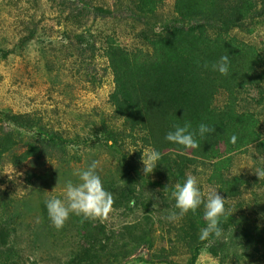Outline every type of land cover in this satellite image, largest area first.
<instances>
[{"label":"rangeland","instance_id":"rangeland-1","mask_svg":"<svg viewBox=\"0 0 264 264\" xmlns=\"http://www.w3.org/2000/svg\"><path fill=\"white\" fill-rule=\"evenodd\" d=\"M85 3L113 13L96 15L93 9L79 13ZM131 6L132 0H0V123L16 130L25 147L33 135L41 149L18 167L9 153L0 162V264H96L85 255L89 244L80 233L81 225L109 238L99 242L104 243L98 246L102 264L122 259L125 264L189 261L192 246L178 236L183 226L195 230L192 212L175 222L164 219L175 210L170 194L178 179L170 170L172 162L144 176L142 153L137 158L136 150L131 152L143 147L142 142L126 138L118 150L101 134L107 123L103 125V120L110 121L114 108L110 97L116 87L108 48H120L119 55L122 51L132 56L131 51L141 48L151 52L144 34L165 33V23L174 16V0H162L144 20L126 17ZM230 35L264 48V14L231 28ZM245 88L238 97L251 104L249 110L264 134V79ZM228 98L221 91L214 106H223ZM26 113H36L45 128H54L63 139L54 144L43 134L35 135V127L30 131L17 126V116ZM121 121L116 119L114 125ZM23 145L15 153L22 152ZM93 161L100 162L104 189L114 199L109 219L80 225L71 216L62 230H55L46 219L45 200L61 196L66 183H77V173ZM210 164L199 159L185 169L183 182L193 175L202 190L217 188L226 199L223 220L233 221L223 230L221 241L211 240L202 247L195 264H264V240L257 241L260 238L251 233L258 238L249 242L240 233L246 227L264 231V180L248 167L264 168V155L255 148L231 155L229 176L249 180L232 191L216 179L211 181ZM125 227L138 237L146 235L151 246H139L138 237L131 240ZM99 239L100 235L93 240ZM163 256L172 262L160 261Z\"/></svg>","mask_w":264,"mask_h":264},{"label":"trees","instance_id":"trees-1","mask_svg":"<svg viewBox=\"0 0 264 264\" xmlns=\"http://www.w3.org/2000/svg\"><path fill=\"white\" fill-rule=\"evenodd\" d=\"M161 1L132 0L126 17L144 20L158 9ZM92 9L96 15L107 16L113 13L101 7L92 8L87 3L81 6L79 13L89 14ZM263 14L264 0H174V16L165 23V33L158 36H152L149 32L144 34L145 44L152 48L151 52L141 48L134 53L131 51L132 56L122 51L119 55L120 48H108L109 66L116 87L110 97L114 107L110 121L103 120V125L107 123L101 131L106 143L120 150L126 138H132L133 143L140 141L143 147L137 148V158L142 153L141 149L151 147L159 150L162 159L156 168L162 164L171 166L172 162L170 170L180 183H183L185 169L199 159H204L211 163V181L216 179L231 191L248 185L246 176H229V166L231 155L237 151L245 152L255 148L258 154L264 155V134L259 130V119L249 110L251 104L238 97L247 89V85H258L264 79V70L260 69L264 63V48H257L254 44L231 36L230 29ZM223 55H228L230 60L227 76L211 70L205 71L200 66L204 62L211 64L218 61ZM221 91L228 93L227 103L214 106V100ZM239 106L248 110L240 111ZM116 119H122L121 125H114ZM16 121L17 124L14 123L17 126L29 128L30 131L35 127V135L43 134L46 140L54 144L63 139L62 134L54 128H45L42 118L36 113L19 115ZM186 121L191 122L193 129L203 123L215 131L204 137L197 136L199 147L181 154L180 146L166 141L165 136L174 124L182 125ZM15 131L0 123V162L9 153L12 154V164L18 167L29 156L40 153L41 149L33 135L25 147L22 139L16 138ZM20 145L25 149L15 153ZM222 152L229 155L224 154V157ZM44 211L47 212L46 206ZM190 218L194 220L195 230L183 226L178 239L192 246L187 264H195L202 247L211 240H217L215 237L205 241L199 239L200 229L205 226L203 206L191 213ZM229 218V221L221 218L220 226L223 230L232 223V218ZM46 219H49L48 216ZM74 220L80 225L91 222H82L81 217L72 215L71 221ZM125 228L124 233L128 232L131 240L138 237L130 227ZM91 231L81 225L80 233L89 244L85 255L90 256L96 264H102L101 251L98 249L104 247V243L99 242L109 238L105 232L94 234ZM240 233L249 242L258 237L260 239L257 241L264 240V231L254 232L246 227ZM251 233H256L258 237L251 236ZM99 235L101 239L93 240ZM148 240L143 235L138 237L137 242L139 246L142 244L150 247ZM124 260L117 263L108 261L106 264H125ZM159 260L172 262L167 256L159 257ZM149 261L152 259L149 258Z\"/></svg>","mask_w":264,"mask_h":264},{"label":"clouds","instance_id":"clouds-1","mask_svg":"<svg viewBox=\"0 0 264 264\" xmlns=\"http://www.w3.org/2000/svg\"><path fill=\"white\" fill-rule=\"evenodd\" d=\"M200 66L205 71L211 70L227 76L230 69L229 56L223 55L218 61L211 64L204 62ZM214 131V128H210L203 123L193 129L191 122L186 121L182 125L174 124L173 129L166 134L165 139L172 144L179 145L181 154H183L186 150L199 147L197 136L204 137ZM234 140L235 137H233ZM135 150L137 149H133L131 152ZM141 150L142 171L144 176H148L153 173L159 164L162 153L155 148ZM99 166V161H93L86 169L77 173V183L68 181L61 196H51L45 200L47 215L51 226L55 230H62L72 215L81 217L82 222L90 220L105 223L109 219L114 199L112 194L104 189L103 181L98 172ZM248 167L253 169L260 180H264V168L251 165ZM5 174H8L9 179H13L10 173L5 172ZM164 189L167 195V186ZM170 195L175 201V210L170 212L164 219L175 222L182 219L189 212H197L203 206L205 226L200 229L199 239L205 241L215 237L217 241H221L223 229L220 225L221 218L226 215V199L218 193L217 188L207 187L202 190L197 178L188 175L183 183L177 182L173 186Z\"/></svg>","mask_w":264,"mask_h":264}]
</instances>
